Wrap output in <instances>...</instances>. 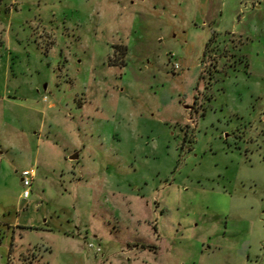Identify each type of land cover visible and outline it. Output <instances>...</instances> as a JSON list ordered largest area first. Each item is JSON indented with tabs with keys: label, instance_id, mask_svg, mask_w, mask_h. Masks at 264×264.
<instances>
[{
	"label": "rangeland",
	"instance_id": "obj_1",
	"mask_svg": "<svg viewBox=\"0 0 264 264\" xmlns=\"http://www.w3.org/2000/svg\"><path fill=\"white\" fill-rule=\"evenodd\" d=\"M0 264H264V0H0Z\"/></svg>",
	"mask_w": 264,
	"mask_h": 264
},
{
	"label": "built area",
	"instance_id": "obj_2",
	"mask_svg": "<svg viewBox=\"0 0 264 264\" xmlns=\"http://www.w3.org/2000/svg\"><path fill=\"white\" fill-rule=\"evenodd\" d=\"M174 66H177L175 63ZM34 170L32 168H24L20 171V180L23 186L22 197L25 198L29 195V186L32 182ZM89 247H93L94 244L90 241L87 243ZM95 250H100L99 246H95Z\"/></svg>",
	"mask_w": 264,
	"mask_h": 264
},
{
	"label": "crops",
	"instance_id": "obj_3",
	"mask_svg": "<svg viewBox=\"0 0 264 264\" xmlns=\"http://www.w3.org/2000/svg\"><path fill=\"white\" fill-rule=\"evenodd\" d=\"M10 131H11V133H13V134H15V135H18V133L14 132V130H10ZM24 136H25V135H24ZM2 137H3V136H2ZM72 154H73V153H72ZM72 154H69L68 157L70 158V156H71ZM77 156H78V155H77ZM77 156H76V157H77ZM76 157H74V158H76ZM74 158H70V159H74ZM13 225H15V223H12V224H11V223H8L7 226H11V227H12ZM15 226H16V225H15Z\"/></svg>",
	"mask_w": 264,
	"mask_h": 264
},
{
	"label": "water",
	"instance_id": "obj_4",
	"mask_svg": "<svg viewBox=\"0 0 264 264\" xmlns=\"http://www.w3.org/2000/svg\"><path fill=\"white\" fill-rule=\"evenodd\" d=\"M76 153H73L71 156H70V158H74V157H76Z\"/></svg>",
	"mask_w": 264,
	"mask_h": 264
}]
</instances>
